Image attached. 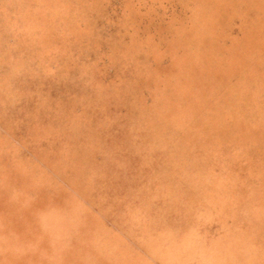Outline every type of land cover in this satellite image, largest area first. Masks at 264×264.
Masks as SVG:
<instances>
[{
	"label": "rangeland",
	"instance_id": "obj_1",
	"mask_svg": "<svg viewBox=\"0 0 264 264\" xmlns=\"http://www.w3.org/2000/svg\"><path fill=\"white\" fill-rule=\"evenodd\" d=\"M0 264H264V0H0Z\"/></svg>",
	"mask_w": 264,
	"mask_h": 264
}]
</instances>
